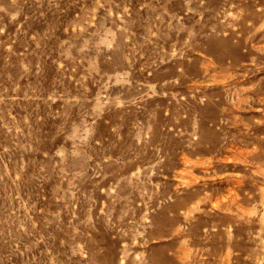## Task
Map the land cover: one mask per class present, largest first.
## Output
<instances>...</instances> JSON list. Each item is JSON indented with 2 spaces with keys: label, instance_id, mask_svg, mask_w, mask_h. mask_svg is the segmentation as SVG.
<instances>
[{
  "label": "rangeland",
  "instance_id": "obj_1",
  "mask_svg": "<svg viewBox=\"0 0 264 264\" xmlns=\"http://www.w3.org/2000/svg\"><path fill=\"white\" fill-rule=\"evenodd\" d=\"M0 264H264V0H0Z\"/></svg>",
  "mask_w": 264,
  "mask_h": 264
}]
</instances>
